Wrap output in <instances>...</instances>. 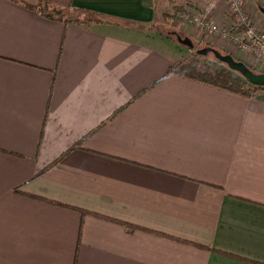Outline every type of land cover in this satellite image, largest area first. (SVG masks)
Returning a JSON list of instances; mask_svg holds the SVG:
<instances>
[{
    "label": "crops",
    "instance_id": "crops-1",
    "mask_svg": "<svg viewBox=\"0 0 264 264\" xmlns=\"http://www.w3.org/2000/svg\"><path fill=\"white\" fill-rule=\"evenodd\" d=\"M48 1L110 23L0 0V264H264V90L171 72L155 27L209 0ZM242 2L264 30V0ZM230 15L221 0L211 18Z\"/></svg>",
    "mask_w": 264,
    "mask_h": 264
},
{
    "label": "trees",
    "instance_id": "trees-1",
    "mask_svg": "<svg viewBox=\"0 0 264 264\" xmlns=\"http://www.w3.org/2000/svg\"><path fill=\"white\" fill-rule=\"evenodd\" d=\"M17 1L22 2L23 0H17ZM37 1L38 2L36 4H27V5L31 8L40 11L41 14H43L48 18H57L64 21H76L84 24L90 23L92 21H100V22L103 21L106 23H110L109 19H104L102 15L92 11H87V14L93 16L91 20H87V21H81L76 18L73 19L63 18L62 16L59 15L63 8L53 7L48 0H37ZM198 55L201 57L205 56L202 54H198ZM245 65L253 72L259 73L253 70L248 64L245 63ZM169 70L180 76H184L186 78L193 79L247 97L255 96L257 93L264 90V85H255L250 83L238 72L229 69L220 62L206 61V60L204 62L193 61V60L186 61V59H182L174 63ZM29 196L37 197L35 195H29ZM66 207L79 210L82 214H85V211L80 208L70 207V206H66ZM127 225L132 229L135 228L134 225L131 224H127Z\"/></svg>",
    "mask_w": 264,
    "mask_h": 264
},
{
    "label": "built area",
    "instance_id": "built-area-1",
    "mask_svg": "<svg viewBox=\"0 0 264 264\" xmlns=\"http://www.w3.org/2000/svg\"><path fill=\"white\" fill-rule=\"evenodd\" d=\"M219 1L221 0H209V3L201 10L184 8L180 12V17L209 35L226 38L238 50L264 60V30L251 22L242 0H225L233 22L223 27L211 18L212 11Z\"/></svg>",
    "mask_w": 264,
    "mask_h": 264
},
{
    "label": "rangeland",
    "instance_id": "rangeland-1",
    "mask_svg": "<svg viewBox=\"0 0 264 264\" xmlns=\"http://www.w3.org/2000/svg\"><path fill=\"white\" fill-rule=\"evenodd\" d=\"M184 8H190V7H188V5H186L185 3L183 5L180 4L179 6L173 5L171 7V9L167 10L165 13H162L159 16V20L157 22V25L155 26L157 31L160 34L174 40V41L171 40V42H169L168 39L165 40V45L170 50L172 49L177 54L182 55L180 60L186 59V61H192L193 60V61H199V62H204L206 60V61H214L215 62V57L212 53H207V55L201 57L199 55L197 56L196 50L199 48L206 47V46H211V47L213 46L214 47L209 36L213 35L212 37H217V35H214V34L209 35L208 34L209 36L206 39H204V37L207 35V32L201 31L200 29L196 28L195 26H193V28L190 27L192 25L188 21H186L185 19L180 17V12ZM192 9H194V8H192ZM59 15L62 16L63 18H69V19L76 18V19H79L81 21H87V20H91L93 18L92 15H89L85 12H81V11H78L75 9H70V8L62 9V11ZM258 28L263 29L262 26L261 27L259 26ZM191 35H195L197 37V39L202 38L204 41L203 42L202 41L201 42L196 41V39H192L190 37ZM177 37H181V38L189 37L193 43V48L191 50H189L188 47L179 45L177 42H175V41H177ZM207 39L210 41H206ZM230 43L232 44L231 41H230ZM235 48H236V46H234L233 44H232V46L230 45V51L231 52L236 51ZM217 50H219L223 54H230V53L226 52V49H224V51H221L220 49H217ZM250 55H253V54H250ZM253 56H254L253 58L254 59L256 58V60L258 62L260 61V63H262L264 61V60L263 61L259 60L260 58H258L255 55H253ZM247 64H248V62H247ZM258 66L261 69V67H263V64H258ZM260 69H258V70L256 69V72L264 73V71H261Z\"/></svg>",
    "mask_w": 264,
    "mask_h": 264
},
{
    "label": "water",
    "instance_id": "water-1",
    "mask_svg": "<svg viewBox=\"0 0 264 264\" xmlns=\"http://www.w3.org/2000/svg\"><path fill=\"white\" fill-rule=\"evenodd\" d=\"M190 43V42H189ZM204 54H207L209 52L213 53V55L221 62H224L227 64V66L236 72H238L240 75H242L245 79H247L250 83L255 85H264V73H255L252 70H250L245 63L236 61L232 55L230 54H222L216 49L212 47H206L202 51ZM202 53V54H203ZM201 54V52H200Z\"/></svg>",
    "mask_w": 264,
    "mask_h": 264
}]
</instances>
